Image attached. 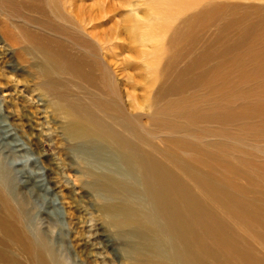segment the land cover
Masks as SVG:
<instances>
[{
    "label": "rangeland",
    "instance_id": "rangeland-1",
    "mask_svg": "<svg viewBox=\"0 0 264 264\" xmlns=\"http://www.w3.org/2000/svg\"><path fill=\"white\" fill-rule=\"evenodd\" d=\"M17 1L9 4L0 0L1 7L5 5L0 9V167L9 175L11 185L5 189L0 183V230H3L0 234V263L36 264L38 251L33 241L37 236L56 258L66 264H126L120 253L121 242L111 232H106L93 198L73 195L74 222L82 230L81 235L73 236L65 222L64 204L47 185L46 171L52 167L64 189L74 193L79 190V185L72 184L70 177L76 175L70 146L59 133L61 123L50 109L48 92L38 84L35 76L34 66L38 62L35 58L40 55L21 42L29 30L56 39L49 28L38 25V29L35 24L51 21L52 26L59 29L64 21L50 11L53 0L42 1V8L45 6L41 11L43 16L36 14L32 6L26 9L18 7ZM83 1L77 2L79 7H83L76 12L79 16L84 12L99 11L104 0ZM106 3L107 15L94 22L101 26L86 30L98 37L106 36L105 33L111 29L118 34L113 41L117 47L111 51L115 53L114 59L108 52L97 50L94 54L102 57L106 53L104 60L113 63L108 69L114 74L118 90L123 92L124 88H130L137 105L142 108L138 112H130L134 116L141 114L139 121L127 122L130 131L138 132L150 143L161 144L162 147L173 144L183 156L193 155L199 164L218 167V171L226 175L233 185L236 183L264 194V113H255L256 108L264 106V2L244 0L236 14L229 13V10H215L211 25L196 28V44L191 40L174 46L177 51L190 53L189 57L182 56L177 61L175 69L183 68L203 51L209 50V54L196 64L198 66L190 77L183 79L182 88L166 90V96L157 95L150 99L146 94L148 90L143 88V78H149L150 71L147 74L144 57L140 53L142 50L151 52L153 45L147 44L143 49L137 41L146 35L161 42L163 36H173L172 28L175 26L178 28L175 38L194 31V21H181L177 26L194 10L182 16L175 15L173 11L177 7H168L162 4V0H107ZM233 14L244 16V23L231 26ZM136 21L139 24H135ZM140 24L147 27L142 28ZM224 24L229 26L227 32L220 30ZM253 26L254 32L250 30ZM19 27L23 33L18 31ZM131 27L135 31L129 35ZM258 30L262 35H258ZM64 35L58 36L67 37ZM69 47L90 60L82 45L72 42ZM157 48L161 49L158 45ZM163 48L168 49L166 45ZM160 52L156 57L147 58L154 71L159 59L163 58L162 65L167 62L166 54L161 53V58ZM154 62L156 64L152 67ZM98 68L92 69L99 77ZM60 79L70 83L74 97L82 98L79 93L86 88L84 82L77 79L72 82L66 76ZM90 85H87L89 91L101 93L102 84ZM103 92L110 96L104 88ZM13 108L15 113L11 111ZM27 110L39 112L42 117L38 121L40 124L31 114L24 116ZM12 116L23 120V129L9 123L8 117ZM53 159L56 166H49L53 165ZM247 181L251 184L247 185ZM34 185L39 187L36 189ZM22 207L29 213L27 225L22 218ZM73 240L79 242V249L72 246ZM42 257L49 264L47 256Z\"/></svg>",
    "mask_w": 264,
    "mask_h": 264
},
{
    "label": "bare ground",
    "instance_id": "bare-ground-1",
    "mask_svg": "<svg viewBox=\"0 0 264 264\" xmlns=\"http://www.w3.org/2000/svg\"><path fill=\"white\" fill-rule=\"evenodd\" d=\"M4 1L12 4L15 0ZM42 1L18 0L17 5L24 9L32 6V9L37 11L36 14L43 16L41 11L45 6L42 8ZM242 1L244 0H162V4L165 3L168 7H177L173 11L175 15L182 16L194 10V13L180 20L177 26L181 21H194L196 24L194 31L182 33L177 38L175 34L178 28L175 26L172 28L175 32L173 36H163L161 42L146 35L137 41L143 49H146L147 44L153 45L151 52L142 50L140 53L144 57L147 74L150 71V77L143 78V88L148 90L146 94L149 99L165 94L166 90L182 88L183 79L190 77L198 66L196 64L209 54V50L203 51L184 64L183 68L176 70L177 61L182 56L189 57L190 53H183L185 50L177 51L174 46L187 41L190 43L191 40L196 44V28L211 25L216 15L215 10L223 9L235 13L241 8ZM77 2L84 1L53 0L50 11L59 20L64 21V26L61 24L59 29L52 26L51 21L39 24L36 22L38 29L39 26L49 28L53 33L51 35L56 39L29 30L21 42L24 47H30L29 50H34L40 55L35 58L38 59L34 66L35 76L39 80L38 84L48 92L50 109L61 123L59 133L69 144L76 166V175L70 176L72 184L79 185V190L75 193L63 188L62 181L52 172V167L46 171L49 189L57 194L65 206V222L71 234L79 236L82 233L76 221L74 222L76 213L73 208V195L82 194L86 198H93L106 232H111L114 238L121 242L120 253L126 264H264V194L236 183L233 185L226 175L218 171V167L207 163L199 164L195 162L193 155L183 156L173 144L162 147L161 144L150 143L144 135L130 131L127 122L134 119L139 121L141 116L140 113L135 116L131 113L142 108L137 105L130 88H124L123 92L118 90L114 74L108 69L113 63L104 60L106 53H103L102 57L94 54L97 50L108 52L114 59L115 53L111 51L117 47L113 41L118 34L111 29L105 33L106 36L98 37L86 30H95L101 26L94 22L107 15L104 6L107 5V0L102 1L99 11L84 12L80 16L76 12L83 7H79ZM2 7L0 5V9ZM244 20V16L233 14V19L229 21L233 26L243 24ZM136 23L139 24L137 21ZM140 25L142 28L147 27L145 24ZM226 25L221 26V32H227L229 26ZM134 29L129 28V35L134 34ZM254 29L253 26L250 30L254 32ZM18 31L23 33L20 27ZM63 33L68 38L58 36ZM257 33L262 35L260 30ZM257 39L260 40V37ZM72 42L86 48L85 52L91 61L73 51L69 47ZM157 45L161 49L158 50ZM164 45L168 49L164 50ZM159 51L161 58V53L166 54L167 62L162 65L163 58L159 59L157 64L154 62V71L147 58L156 57ZM262 55L264 56V53ZM95 66L100 69L97 72L99 77L92 69ZM63 76L72 82L77 79L86 84L85 89L80 88L79 94L82 98L74 97L70 83L60 79ZM97 82L102 84L101 87L110 96L104 94L103 88L101 93L89 91L87 85ZM11 111L16 112L14 108ZM255 111L263 114L264 106L256 108ZM25 112L27 114L24 116L31 114L37 124H40L38 121L42 117L39 112ZM8 118L11 121L9 123L23 129L21 118ZM29 146L32 145L29 143ZM52 161L53 165L49 166H56L55 159ZM231 175L234 176L233 173ZM8 177L0 167V183L5 189L9 185ZM250 184L251 182L247 181V185ZM38 187L34 185V188ZM27 213L21 211L26 225L29 222ZM2 231L1 229L0 234H3ZM36 238L33 241L38 251L36 264H46L42 260L44 255L47 256L49 264H66L46 248L41 238ZM72 244L75 249L80 248L79 242L73 240Z\"/></svg>",
    "mask_w": 264,
    "mask_h": 264
}]
</instances>
